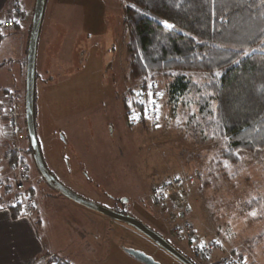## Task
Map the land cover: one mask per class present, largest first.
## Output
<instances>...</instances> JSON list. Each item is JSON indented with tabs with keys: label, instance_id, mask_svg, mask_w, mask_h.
Returning a JSON list of instances; mask_svg holds the SVG:
<instances>
[{
	"label": "rangeland",
	"instance_id": "obj_1",
	"mask_svg": "<svg viewBox=\"0 0 264 264\" xmlns=\"http://www.w3.org/2000/svg\"><path fill=\"white\" fill-rule=\"evenodd\" d=\"M34 2L22 0L28 21L10 29L1 43L0 77L12 83L9 95L20 99L22 136L8 142L22 150L27 164V186L37 206L30 218L45 240L44 263L53 258L59 264H138L116 252L118 239L120 247L142 252L158 264H180L138 232H127L105 218L101 220L109 222L108 229L112 226L104 235L109 251L100 246L95 241L99 234L89 229L91 221L85 216L89 213L78 212L79 205L49 188L25 152L29 143L24 84L17 87L10 77L27 49ZM127 6L125 0L45 2L35 56L34 124L47 170L76 195L137 218L193 264H264V148L238 151V163L225 168L221 142L203 139L181 113L172 118L163 107L154 131L127 125L125 87L142 83L162 89L169 78L161 74L131 82L125 78ZM178 73L195 82L207 77L195 71ZM173 176L187 182L188 223L195 238L221 244L207 259L197 257L149 201L154 185ZM253 211L255 217L250 215Z\"/></svg>",
	"mask_w": 264,
	"mask_h": 264
},
{
	"label": "trees",
	"instance_id": "obj_2",
	"mask_svg": "<svg viewBox=\"0 0 264 264\" xmlns=\"http://www.w3.org/2000/svg\"><path fill=\"white\" fill-rule=\"evenodd\" d=\"M125 2V78L168 75L163 107L172 118L185 115L187 126L203 139L220 141L228 164L238 163V151L264 148V0ZM187 71L207 77L195 82L178 73ZM127 106L123 100L124 110ZM25 152L32 156L30 146ZM22 154L15 146L3 157L8 165L27 167ZM10 189L5 187L1 201L20 210L9 205Z\"/></svg>",
	"mask_w": 264,
	"mask_h": 264
},
{
	"label": "built area",
	"instance_id": "obj_3",
	"mask_svg": "<svg viewBox=\"0 0 264 264\" xmlns=\"http://www.w3.org/2000/svg\"><path fill=\"white\" fill-rule=\"evenodd\" d=\"M29 18L23 9L21 0H11L9 15L0 18L5 23L0 25L2 32L14 28ZM18 21V23H16ZM1 35V33H0ZM151 85V88H149ZM133 85L125 87L124 100L128 104L124 110V119L129 127L140 125L147 126L151 131L157 130L161 121L164 93L155 84ZM19 99L16 96L7 97L5 121L9 137L21 136L19 120L21 118ZM11 174V189L8 195L9 205L19 208L22 212H31L34 201L26 189L28 182V169L23 164H9ZM168 177L156 183L149 194L150 203L163 214L164 221L171 226L174 234L183 238L192 247L197 257L207 259L221 249V244L216 240H197L194 229L189 225L190 202L188 199L186 180L179 177ZM8 185L0 177V194ZM203 245V246H201ZM53 264H58L53 261ZM244 264V262L240 263ZM246 264H249L246 262Z\"/></svg>",
	"mask_w": 264,
	"mask_h": 264
},
{
	"label": "crops",
	"instance_id": "obj_4",
	"mask_svg": "<svg viewBox=\"0 0 264 264\" xmlns=\"http://www.w3.org/2000/svg\"><path fill=\"white\" fill-rule=\"evenodd\" d=\"M10 4H11V0H0V18H5L9 15ZM27 21L28 19L19 25H22L23 23H26ZM19 25H17V27ZM9 31L10 30H6L1 33L0 48H1V43L5 39V36L8 34H11V32ZM26 52H27V49H26ZM26 52L24 53L23 60L21 56L19 57V60L21 63L18 61L17 63L18 65L13 67L14 76L11 75L10 77V79L17 84L16 85L15 83H13L17 87L20 85L23 86L25 82L24 67H25V61H26V58H25ZM3 67H4V64L0 63V72H2L1 70ZM9 83L10 82L8 78L5 80V78L0 77V177L6 183H8V185L11 184L12 177L7 169L8 164L5 162L3 156H4V153L8 149L16 146L8 142L10 137L8 135V130H7L6 121H5L7 97L10 94L8 89L9 87H11V84H12V83L10 84ZM20 133L22 136L21 129H20ZM53 176L56 179V176L55 175ZM29 183H30V178L28 177L27 184ZM27 184H26V189L31 195V189L27 186ZM4 197L6 196H4V193L2 192L0 194V264H53V262L49 263V261L44 263L45 261L44 257L47 254L45 240H43L42 236L37 231V228L33 220L30 218V217L33 218V214L36 212L35 207L37 208V206H35L34 209L29 213L22 212L21 210H10L1 201V199H3ZM76 207H78V205ZM81 209H84L85 211H87V213H89L87 215L85 214V216L89 218L91 221L88 223L90 231L96 230L97 233L99 234L98 238H96L95 241L98 242L100 246H103V247L105 245L107 246V244H104V235L106 234V231H108L112 227L111 226L108 229V226H109L108 223L112 220L96 212L83 208L81 206H79L78 212L80 211L83 212V210ZM104 218L107 219L109 222H107L106 220L105 221L101 220ZM115 225H117V227H120L123 230H127V232L129 231L135 232V230H133L131 227L123 223L116 222ZM138 235L140 236L141 234H138ZM116 240L118 239H115L114 246L116 247H114V249L119 250L116 252L117 253L121 252L123 255L131 257L133 260V263H137L138 261L135 258H133L132 256H130L129 254L125 252L126 250L125 248L120 247L118 243L119 240L118 241ZM117 244L119 246H117ZM101 250L104 251L105 249L101 248ZM106 250H108V246ZM138 264H142V263L138 262Z\"/></svg>",
	"mask_w": 264,
	"mask_h": 264
},
{
	"label": "water",
	"instance_id": "obj_5",
	"mask_svg": "<svg viewBox=\"0 0 264 264\" xmlns=\"http://www.w3.org/2000/svg\"><path fill=\"white\" fill-rule=\"evenodd\" d=\"M45 2L46 0H35L34 2L27 44L24 82L25 129L28 137V143L32 152V161L38 174L49 188H51L61 196L67 198L71 202L90 211L96 212L112 221L123 223L131 227L133 230L155 244L159 249L177 260L180 264H193L181 253H179L172 245H170L163 237L159 236L156 232L151 230L149 227H147L137 219L125 214L114 212L101 205L90 202L80 197L79 195H76L75 193L64 187L61 183H59L47 170L37 142L34 124L35 56L37 39L42 22ZM125 252L142 264H158L152 258L142 252L132 249H126Z\"/></svg>",
	"mask_w": 264,
	"mask_h": 264
},
{
	"label": "snow or ice",
	"instance_id": "obj_6",
	"mask_svg": "<svg viewBox=\"0 0 264 264\" xmlns=\"http://www.w3.org/2000/svg\"><path fill=\"white\" fill-rule=\"evenodd\" d=\"M4 23H5V22H4L3 20H0V25H2V24H4ZM16 23H18V21H17ZM162 23H163L167 28H169V29L174 28V25L168 23V21H163ZM0 33H2V29H0ZM217 75H219V74L217 73ZM149 88H151V85H149ZM157 127H159V125H157ZM213 138H215V134H213ZM236 155H239V154H236ZM223 166H224L225 168H228V167H229L228 162H227V161H224V162H223ZM177 179H179V177H177ZM250 215L253 216V217H255V216L257 215V213H256L255 211H253V212L250 213ZM217 243H219V241H217ZM201 246H203V245H201ZM244 264H246V261L244 262Z\"/></svg>",
	"mask_w": 264,
	"mask_h": 264
},
{
	"label": "flooded vegetation",
	"instance_id": "obj_7",
	"mask_svg": "<svg viewBox=\"0 0 264 264\" xmlns=\"http://www.w3.org/2000/svg\"><path fill=\"white\" fill-rule=\"evenodd\" d=\"M49 173H51V172H49ZM52 175V174H51ZM53 176V175H52ZM54 177V176H53ZM109 209V208H108ZM110 210H112V211H114V212H117L116 210H114V209H110ZM122 214V213H121ZM126 215V214H125ZM134 218V217H133ZM137 219V218H136ZM168 242V241H167ZM169 243V242H168ZM170 244V243H169ZM171 245V244H170ZM180 253V252H179ZM183 255V254H182ZM184 256V255H183ZM185 258H187L186 256H184ZM188 259V258H187ZM189 261H190V259H188ZM177 261V260H176ZM178 262V261H177Z\"/></svg>",
	"mask_w": 264,
	"mask_h": 264
}]
</instances>
